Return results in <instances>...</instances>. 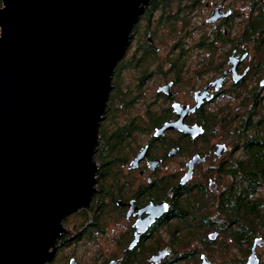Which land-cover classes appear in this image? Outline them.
Listing matches in <instances>:
<instances>
[{
  "label": "flooded vegetation",
  "instance_id": "flooded-vegetation-1",
  "mask_svg": "<svg viewBox=\"0 0 264 264\" xmlns=\"http://www.w3.org/2000/svg\"><path fill=\"white\" fill-rule=\"evenodd\" d=\"M160 26L173 41L150 70ZM126 69L136 72L123 90ZM151 79L159 82L152 102L144 96ZM140 102L104 128L108 137L123 133L108 139L111 153L97 147L96 191L64 217L56 248L109 233L101 264H264V179L254 193L248 187L251 139L264 126V0H150L115 66L101 125ZM177 120L198 132L161 130ZM74 215L81 222L70 224Z\"/></svg>",
  "mask_w": 264,
  "mask_h": 264
},
{
  "label": "water",
  "instance_id": "water-1",
  "mask_svg": "<svg viewBox=\"0 0 264 264\" xmlns=\"http://www.w3.org/2000/svg\"><path fill=\"white\" fill-rule=\"evenodd\" d=\"M149 1L2 0L0 264H47L90 204L113 72Z\"/></svg>",
  "mask_w": 264,
  "mask_h": 264
},
{
  "label": "rangeland",
  "instance_id": "rangeland-1",
  "mask_svg": "<svg viewBox=\"0 0 264 264\" xmlns=\"http://www.w3.org/2000/svg\"><path fill=\"white\" fill-rule=\"evenodd\" d=\"M2 5H3L2 0H0V6ZM146 21H147L146 19L143 20L142 25L140 26L142 27V29L144 28ZM166 29H167L166 26H160L158 28L159 35L156 36L155 41H156V44L160 46V51H158V53L155 54L157 55L158 58H155V61L149 62L148 65H149L150 70L153 69L154 66L160 64V61L162 60L163 56L168 54L169 45L172 44L173 38L170 37L169 34L165 36V33L167 32ZM145 37H147V35ZM136 39H138V36L136 37ZM187 40L191 42V38H188ZM135 44L136 43L134 42L133 46ZM134 72L136 71L132 69H126L123 72H121L120 79H119L121 89L127 90L126 87L132 88V84L134 80L133 79ZM153 80L154 79H151L150 82ZM191 80H193L192 75L187 71L184 77H182L181 84L178 87V90L180 92L187 93L190 89ZM158 83H155L153 81L145 87L146 94H144V96L147 99H149L151 102L154 99V94H155L156 86ZM137 93L138 91H136V93L132 92L133 95ZM157 103H158L157 101L151 103V107L156 108L158 106ZM141 106H143L142 102L135 105L131 111L122 110L123 107H121L115 112H112L114 114L112 116L113 119L111 118L110 121L107 122V124L100 126V135L102 134L101 132L102 127L103 129L105 127L110 130L114 129V126H112L111 120L114 121L115 119V122L117 124V122H121L124 119L125 113L127 114H131V113L134 114V112L137 113L138 111L141 110L140 109ZM102 137L103 135L100 136L97 146L101 144V141L103 140ZM261 193L264 194V189L261 191ZM81 220H82V217L80 215L71 216L69 219L70 224L72 223L74 224L77 221L81 222ZM57 242L58 241L56 240V244ZM110 244H112L111 234L95 233L92 235L90 239L85 238L82 241L75 240L72 243L66 244L62 249H59V250L56 248V245H55V247L53 248L54 256L52 257L51 260L48 261L47 264H70L69 260L72 257L76 258L77 264H101L102 263L101 253L104 252L105 248L109 247L108 245Z\"/></svg>",
  "mask_w": 264,
  "mask_h": 264
},
{
  "label": "trees",
  "instance_id": "trees-1",
  "mask_svg": "<svg viewBox=\"0 0 264 264\" xmlns=\"http://www.w3.org/2000/svg\"><path fill=\"white\" fill-rule=\"evenodd\" d=\"M261 129L258 133L252 136L251 147L253 149V163L251 165L250 171V183L248 185L251 193H254L259 185L262 184L264 179V126L259 127ZM103 140L101 141L100 150L106 153H111L110 151L114 148L110 145L108 139L120 140L123 132H117L113 137H108L105 134V129H101ZM99 147V146H97ZM260 201L253 200L251 205L252 214H258L260 212Z\"/></svg>",
  "mask_w": 264,
  "mask_h": 264
},
{
  "label": "bare ground",
  "instance_id": "bare-ground-1",
  "mask_svg": "<svg viewBox=\"0 0 264 264\" xmlns=\"http://www.w3.org/2000/svg\"><path fill=\"white\" fill-rule=\"evenodd\" d=\"M131 32H132V31H131ZM130 35H131V34H130ZM125 52H126V50H125ZM125 52L123 53V55L125 54ZM123 55H122V56H123ZM120 59H121V58H120ZM120 59H119V60H120ZM113 73H114V72H113ZM101 123H102V122H101ZM57 239H58V238H57ZM57 239H56V240H57Z\"/></svg>",
  "mask_w": 264,
  "mask_h": 264
}]
</instances>
